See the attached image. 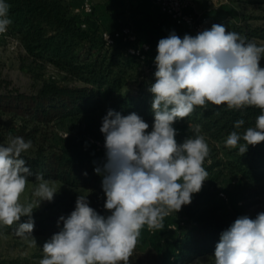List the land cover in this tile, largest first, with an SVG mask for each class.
I'll use <instances>...</instances> for the list:
<instances>
[{
    "label": "clouds",
    "instance_id": "obj_1",
    "mask_svg": "<svg viewBox=\"0 0 264 264\" xmlns=\"http://www.w3.org/2000/svg\"><path fill=\"white\" fill-rule=\"evenodd\" d=\"M9 8L0 0V34L13 23ZM262 58L264 45L258 46L222 24H213L194 36L181 38L173 31L161 38L154 61L155 83L149 88L154 96L151 131L135 112L125 116L108 110L102 119L106 161L94 171L102 176L104 209L110 214H99L89 206L87 196L79 195L75 209L59 217L60 230L43 244L39 264H129L145 225L160 230L167 216L189 205L208 178L203 165L210 149L200 125H189L194 136L178 142L174 124L196 107L260 109L255 125L242 133L232 131L225 145L238 148L243 155L249 145L264 142ZM244 124L239 119L234 127L240 129ZM31 147L32 141L21 136H9L7 143L0 144V225H16V235L31 237L35 245L32 213L41 202H51L58 190L54 181L37 173L33 199L21 202L28 177L33 175L22 154ZM21 217L28 219L21 223ZM213 257L214 264H264V212L254 219L247 215L236 218L221 232Z\"/></svg>",
    "mask_w": 264,
    "mask_h": 264
},
{
    "label": "trees",
    "instance_id": "obj_2",
    "mask_svg": "<svg viewBox=\"0 0 264 264\" xmlns=\"http://www.w3.org/2000/svg\"><path fill=\"white\" fill-rule=\"evenodd\" d=\"M5 2L10 5L9 18L13 21L9 27L18 36L27 58L43 67L51 66L65 79L79 85L69 86L52 81L43 83L32 94L18 91L0 94V113L7 118L0 125V136H21L26 141H32L35 147L33 153L22 154L26 166L33 172L29 180L36 181L35 174H43L47 180L89 191L92 201L104 207L106 195L102 188V176L96 174L94 168L102 166L106 158L83 154L68 156L50 146L38 145L36 136L41 128L55 122L96 112L105 116L108 110L125 116L135 112L153 124L151 103L154 96L149 88L155 79L146 86L140 81V87L134 91L126 90L131 78L129 72L140 66V62L124 55L125 44L119 42L111 49L106 48L100 38V24L75 13L66 0ZM246 29L234 27L232 31L250 41L252 38L264 39V32ZM260 114L261 110L255 107L237 111L227 109L226 105L209 104L207 110L196 107L190 116L174 125L183 129L184 139L194 136L189 125H200V134L211 147V154L206 159L210 163L204 165L206 171L213 174L218 169L217 174L226 171L237 176L253 191L254 197H258L264 194V142L249 145L247 152L240 155L238 148L227 147L225 140L234 130L242 133L247 127L254 126ZM239 119H243L245 124L235 129V122ZM212 197L211 193H201L182 209L187 215L194 216L210 204ZM239 216L232 219L211 216L191 225L176 239L167 240L165 251L158 249V253L164 254L165 264H189L199 258H208L214 254L221 232ZM46 224L34 223L36 233L46 229Z\"/></svg>",
    "mask_w": 264,
    "mask_h": 264
},
{
    "label": "rangeland",
    "instance_id": "obj_3",
    "mask_svg": "<svg viewBox=\"0 0 264 264\" xmlns=\"http://www.w3.org/2000/svg\"><path fill=\"white\" fill-rule=\"evenodd\" d=\"M192 11L208 18L211 26L222 24L228 31L257 29L259 33L264 32V3L262 0H191ZM176 25V24H175ZM178 26V25H177ZM183 34L192 33L182 27ZM194 35V34H193ZM258 46L264 45V39L252 38ZM155 52L151 53L150 59L155 58ZM129 72L131 78L128 80L126 90H136L140 87L139 82L146 86L152 79L154 73L149 71L146 63ZM260 66L264 67V58L260 61ZM58 81L64 85H79L49 65L44 67L33 63L28 59L26 53L21 51L10 52L6 42L0 41V94L18 91L24 94H32L45 82ZM145 88V87H143ZM104 115L96 112L91 115H80L67 118L61 122H55L45 128H41L36 136L38 145L50 146L54 150L66 153L68 156L80 154L106 158L104 148V135L100 132ZM6 117L0 113V125L6 121ZM146 122V121H145ZM148 123V122H147ZM149 124V123H148ZM148 131H151L152 124H149ZM178 131L176 139L183 142L185 132L179 126L174 125ZM8 136H0V144L7 143ZM98 141L100 147L92 145L90 141ZM35 147L32 146L26 155H31ZM210 154H211V147ZM205 161L204 165H209ZM203 165V166H204ZM218 169L209 174L204 181L202 190L193 194L192 198L201 193L213 194L208 206L202 207L194 216L187 215L183 209L179 212L171 213L163 223L164 227L150 233L147 226L141 230L138 243L129 259V264H165L164 254L159 255L158 249L165 251L166 241L176 239L185 228L209 219L211 216L232 219L238 215L255 216L262 212L264 208V194L254 197L247 185L237 176H232L224 171L217 174ZM37 181L29 180L25 192L21 195V202L31 201L32 192ZM58 191L51 202L43 201L40 206L34 209L32 218L34 223L46 222V229L40 232L33 230V237L36 244L31 243V237L25 239L16 235V225H0V264H39L43 258V244L49 240L53 234L57 233L62 227H58L57 221L61 215L67 216L74 209L79 195L87 196L89 206L101 215H108L104 207L97 206L92 201V195L87 190H81L54 181L53 185ZM220 193L227 197L225 201ZM258 202L257 204H254ZM27 217H21V223L27 221ZM157 247V248H156ZM214 254L208 258H199L189 264H212ZM171 260H169L170 262ZM168 262V261H167ZM123 264V262H121Z\"/></svg>",
    "mask_w": 264,
    "mask_h": 264
},
{
    "label": "crops",
    "instance_id": "obj_4",
    "mask_svg": "<svg viewBox=\"0 0 264 264\" xmlns=\"http://www.w3.org/2000/svg\"><path fill=\"white\" fill-rule=\"evenodd\" d=\"M75 13L96 20L101 31H114L127 27L137 44L149 45L157 55L161 38L175 32L183 38V29L164 15L153 0H91V12H82L84 0H66ZM193 35V33H187ZM194 36V35H193Z\"/></svg>",
    "mask_w": 264,
    "mask_h": 264
},
{
    "label": "built area",
    "instance_id": "obj_5",
    "mask_svg": "<svg viewBox=\"0 0 264 264\" xmlns=\"http://www.w3.org/2000/svg\"><path fill=\"white\" fill-rule=\"evenodd\" d=\"M157 5L160 11L171 18L173 22L181 27L190 30L194 35L204 29H210L211 23L208 18L197 14L195 11H192V1L191 0H153ZM82 12L87 15L91 12V0H84L82 6ZM80 15V13H77ZM100 38L104 46L108 49H111L117 45V43H122L126 45L124 55L128 57H133L138 60L140 63H146L149 71L155 72V58L150 59L151 48L149 45L137 44L135 39L132 36V33L129 28L124 27L119 30L114 31H104L100 32ZM0 41H4L8 44L10 52L21 51L26 53L23 47L20 44L18 36L8 27L7 31L3 34H0ZM92 145L100 147L98 141H90ZM220 196L227 201V197L224 193H220ZM147 230L150 233H153L154 230Z\"/></svg>",
    "mask_w": 264,
    "mask_h": 264
}]
</instances>
